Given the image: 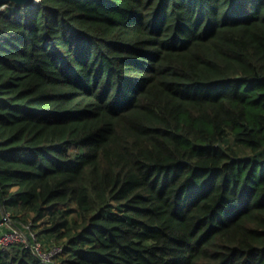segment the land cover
<instances>
[{
	"label": "trees",
	"instance_id": "1",
	"mask_svg": "<svg viewBox=\"0 0 264 264\" xmlns=\"http://www.w3.org/2000/svg\"><path fill=\"white\" fill-rule=\"evenodd\" d=\"M0 209L65 250L0 264H264V0L0 7Z\"/></svg>",
	"mask_w": 264,
	"mask_h": 264
},
{
	"label": "built area",
	"instance_id": "2",
	"mask_svg": "<svg viewBox=\"0 0 264 264\" xmlns=\"http://www.w3.org/2000/svg\"><path fill=\"white\" fill-rule=\"evenodd\" d=\"M39 3L40 0H34ZM6 4L2 5L5 8ZM32 238V242L30 240ZM24 243L41 258L45 263L56 261L64 254V245L43 242L37 238L31 223L16 226L11 219L10 213L3 211L0 217V251L5 250L10 245Z\"/></svg>",
	"mask_w": 264,
	"mask_h": 264
},
{
	"label": "water",
	"instance_id": "3",
	"mask_svg": "<svg viewBox=\"0 0 264 264\" xmlns=\"http://www.w3.org/2000/svg\"><path fill=\"white\" fill-rule=\"evenodd\" d=\"M9 1L16 2L17 4H26V5L32 4L34 2V0H0V7Z\"/></svg>",
	"mask_w": 264,
	"mask_h": 264
},
{
	"label": "rangeland",
	"instance_id": "4",
	"mask_svg": "<svg viewBox=\"0 0 264 264\" xmlns=\"http://www.w3.org/2000/svg\"><path fill=\"white\" fill-rule=\"evenodd\" d=\"M58 208H61V205H54L53 207H48V209H47V211H46V214H48L49 213V210H57ZM25 226H26V224H24ZM40 225H42V224H40ZM40 229H41V227H40ZM39 229H35V230H33L35 233H37V231H38ZM64 257H65V255H64ZM59 262V258L57 259V261L55 262V263H58Z\"/></svg>",
	"mask_w": 264,
	"mask_h": 264
},
{
	"label": "crops",
	"instance_id": "5",
	"mask_svg": "<svg viewBox=\"0 0 264 264\" xmlns=\"http://www.w3.org/2000/svg\"><path fill=\"white\" fill-rule=\"evenodd\" d=\"M3 211H4V210L0 209V217H1L2 213H3Z\"/></svg>",
	"mask_w": 264,
	"mask_h": 264
}]
</instances>
